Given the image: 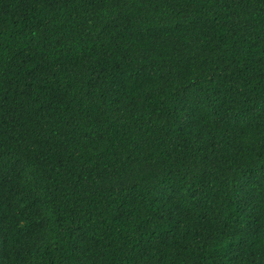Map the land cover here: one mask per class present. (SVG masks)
Returning <instances> with one entry per match:
<instances>
[{
	"label": "trees",
	"instance_id": "obj_1",
	"mask_svg": "<svg viewBox=\"0 0 264 264\" xmlns=\"http://www.w3.org/2000/svg\"><path fill=\"white\" fill-rule=\"evenodd\" d=\"M0 264H264V0H0Z\"/></svg>",
	"mask_w": 264,
	"mask_h": 264
}]
</instances>
